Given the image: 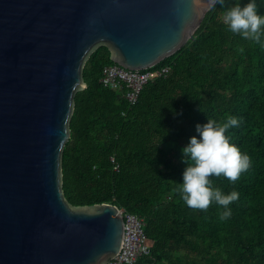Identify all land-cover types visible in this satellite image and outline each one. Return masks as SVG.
<instances>
[{
  "label": "trees",
  "instance_id": "trees-1",
  "mask_svg": "<svg viewBox=\"0 0 264 264\" xmlns=\"http://www.w3.org/2000/svg\"><path fill=\"white\" fill-rule=\"evenodd\" d=\"M247 0L213 6L193 37L154 68L155 77L132 105L124 90L100 82L114 65L106 46L86 61V88L76 92L71 137L62 154V189L73 207L112 204L144 221L151 252L137 264H264V48L227 30L226 8ZM264 14V3L257 0ZM235 116L230 142L247 153L251 166L235 182L209 177L227 194L223 206L188 207L179 183L187 163L181 149L207 119ZM118 167V168H116Z\"/></svg>",
  "mask_w": 264,
  "mask_h": 264
},
{
  "label": "water",
  "instance_id": "water-1",
  "mask_svg": "<svg viewBox=\"0 0 264 264\" xmlns=\"http://www.w3.org/2000/svg\"><path fill=\"white\" fill-rule=\"evenodd\" d=\"M208 0H0V264H105L124 217L73 207L62 189L82 70L106 46L128 70L151 68L196 33Z\"/></svg>",
  "mask_w": 264,
  "mask_h": 264
},
{
  "label": "clouds",
  "instance_id": "clouds-1",
  "mask_svg": "<svg viewBox=\"0 0 264 264\" xmlns=\"http://www.w3.org/2000/svg\"><path fill=\"white\" fill-rule=\"evenodd\" d=\"M264 3V0H260ZM210 6L225 5V0H208ZM227 30L250 40L264 48V14L258 11L257 0H247L243 5L237 3L226 8L223 16ZM239 120L228 116L223 121L207 119L206 123L195 125L197 135L189 137L187 144L181 149L182 160L190 161L182 172V182L178 191L180 198L190 208L207 209L210 203L223 206L220 219L231 216L228 205L237 200L239 193L232 191L223 193L213 188L209 177L223 176L235 182L242 172L251 166L247 153H242L237 145L230 142L226 135L228 129L237 127Z\"/></svg>",
  "mask_w": 264,
  "mask_h": 264
},
{
  "label": "built area",
  "instance_id": "built-area-1",
  "mask_svg": "<svg viewBox=\"0 0 264 264\" xmlns=\"http://www.w3.org/2000/svg\"><path fill=\"white\" fill-rule=\"evenodd\" d=\"M158 65V64H157ZM156 66V65H155ZM145 70H128L117 64L103 68L100 82L109 88L124 90V97L134 105L146 84L155 77H166L169 67ZM118 168V167H116ZM124 217V238L119 254L105 264H137L139 259L151 252V242L144 231V221L132 213L122 212Z\"/></svg>",
  "mask_w": 264,
  "mask_h": 264
}]
</instances>
